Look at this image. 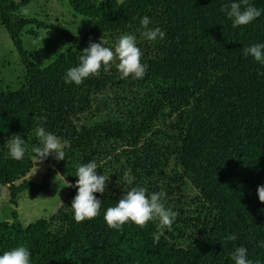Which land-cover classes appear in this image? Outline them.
Listing matches in <instances>:
<instances>
[{"label":"trees","instance_id":"1","mask_svg":"<svg viewBox=\"0 0 264 264\" xmlns=\"http://www.w3.org/2000/svg\"><path fill=\"white\" fill-rule=\"evenodd\" d=\"M28 1L0 0V23L26 75L21 88H0V191L6 187L16 206L21 193H48L56 174L75 183L77 167L92 160L108 181L105 193L94 194L101 209L93 219L74 220L72 187L46 219L23 226L13 212L11 222H0V253L22 244L31 264H233L230 253L243 246L254 264H264V202L256 192L264 185V66L243 55L245 47L264 42V15L234 28L221 11L231 0H70L74 13L96 20L78 36L25 17L21 7ZM251 2L264 9V0ZM143 16L165 32L143 79L111 72L64 83L91 37L128 33ZM40 29L54 30L68 45L45 67L31 60L22 41ZM84 90H91L87 112L67 138L65 159L52 158L38 183L26 180L41 110L66 113ZM14 135L27 149L19 161L8 155ZM150 169L163 175L170 169V183L189 181L197 193L191 203L162 196L177 216L158 243V219L116 230L103 218L123 194L126 186L117 184L123 174L144 188ZM233 234L236 240L226 239Z\"/></svg>","mask_w":264,"mask_h":264},{"label":"clouds","instance_id":"2","mask_svg":"<svg viewBox=\"0 0 264 264\" xmlns=\"http://www.w3.org/2000/svg\"><path fill=\"white\" fill-rule=\"evenodd\" d=\"M232 26H247L254 20L264 15V9L256 7L251 0H231L226 7L221 8ZM143 39L151 42L163 41L165 32L159 26H152L149 16H143L139 20ZM79 62L76 66L66 70L63 81L65 84L80 85L83 81L101 70L108 72L115 64L120 77L143 79L148 65L142 62V50L138 46L137 37L134 34H123L115 42L113 47L105 46V41L89 42L88 46L80 51ZM245 57L251 56L258 64L264 66V42L249 45L243 49ZM264 75V73H260ZM39 145L32 148L35 156V170L49 156L57 161L64 160L66 151L71 147L70 141L61 139L56 134L49 132L45 127L36 129ZM8 155L14 160H21L26 154L25 140L20 135L11 137L8 145ZM99 168L96 161L81 163L75 172V183L68 187L76 189V194L71 200V209L74 220L79 223L87 219H93L100 214L101 199L96 193L103 194L107 189L108 177L97 174ZM135 177L130 172H125L118 185H124V191L114 206L108 207L103 218L109 228L120 230L126 223H134L144 227L149 221L158 219L160 231L153 236V242L158 243L160 235L170 230L177 212L165 206L162 202V193L153 192L150 195L142 187L133 186ZM258 199L264 202V185H258ZM227 240L234 241L237 237L229 235ZM264 246V245H262ZM233 264H254L249 258L248 250L243 246H237L230 253ZM0 264H31L30 250L24 245H17L0 253Z\"/></svg>","mask_w":264,"mask_h":264},{"label":"rangeland","instance_id":"3","mask_svg":"<svg viewBox=\"0 0 264 264\" xmlns=\"http://www.w3.org/2000/svg\"><path fill=\"white\" fill-rule=\"evenodd\" d=\"M69 1L29 0L21 7V13L27 18H34L66 30L73 35L81 36L94 26L96 20L74 13L69 5ZM116 1L121 3L124 0ZM152 26H155L154 23H152ZM30 28L34 29L35 26H29L26 30ZM140 31L141 26L139 25L125 34L136 35L138 46L142 50L141 60L146 63L148 59L158 53L161 41H147L140 35ZM121 35L123 34H103L98 37H91L89 42L98 43L102 39L105 41V46L113 47ZM22 41L23 47L29 53L31 60L40 67L47 66L61 52L68 48V45L63 41L61 35H58L52 29H40L37 31L36 37L23 35ZM111 72H118L115 64L112 65L108 72L101 70L99 74L105 75ZM25 79V70L20 62L19 56L6 30L0 23V88L3 90H17L24 85ZM90 94L91 90H84L79 95L73 109L66 113L51 114L43 108L38 118V127L43 126L47 131L56 134L61 139H67L74 132L75 126L79 124V120L86 114ZM35 135L37 136L36 133ZM51 159L52 157L49 156L44 162L40 163L37 171L32 174L35 170V157H32L33 167L24 178L30 182L38 183L50 167ZM159 171L158 169H150L145 174L146 177L143 183L147 193H149V190H153V192L162 193L164 197L169 195L171 197L181 198L183 203L195 201L197 193L189 181L180 185H173L167 179L168 175L169 177L172 176L173 172H170L171 170L168 169L163 175ZM68 184L59 174H56L50 180L48 193H41L37 196H29L27 193H21L18 196L16 206L9 203L7 188H2L0 191V222H11V214L13 212L17 213L18 221L23 226L38 219L48 218L62 203L68 190ZM177 187L178 189L176 190Z\"/></svg>","mask_w":264,"mask_h":264}]
</instances>
